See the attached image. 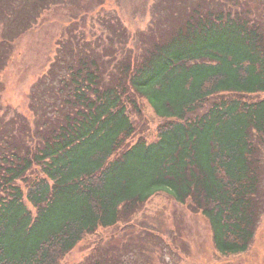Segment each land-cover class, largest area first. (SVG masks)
Listing matches in <instances>:
<instances>
[{
    "label": "trees",
    "instance_id": "trees-1",
    "mask_svg": "<svg viewBox=\"0 0 264 264\" xmlns=\"http://www.w3.org/2000/svg\"><path fill=\"white\" fill-rule=\"evenodd\" d=\"M163 9L135 45L115 23L118 40L96 50L59 39L32 122L0 104V264H61L159 192L205 218L220 256L251 246L264 213V0ZM140 100L162 119L148 142L131 141Z\"/></svg>",
    "mask_w": 264,
    "mask_h": 264
},
{
    "label": "rangeland",
    "instance_id": "rangeland-1",
    "mask_svg": "<svg viewBox=\"0 0 264 264\" xmlns=\"http://www.w3.org/2000/svg\"><path fill=\"white\" fill-rule=\"evenodd\" d=\"M35 1L0 0V40L10 39L7 60L0 70V104L11 108L6 120L13 115L12 109L30 122L34 119L28 108L29 96L53 61L59 39L69 36V42L74 40L76 46L90 41L96 50L107 42V35L118 40L109 27L115 23L129 33V43L135 45L138 35L152 28L157 11L160 14L166 6L176 11L178 3L162 0V6L161 0H47L37 14ZM140 107L139 115L130 114L136 129L131 141L139 136L152 141L162 119L144 100H140ZM261 186L264 193V175ZM98 257L115 260L116 264H264V213L246 252L222 257L213 247L205 218L166 192H159L128 222L87 235L61 264H87Z\"/></svg>",
    "mask_w": 264,
    "mask_h": 264
}]
</instances>
